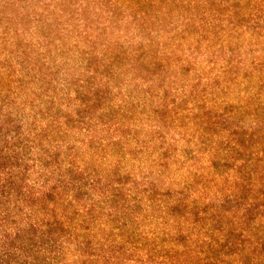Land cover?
I'll use <instances>...</instances> for the list:
<instances>
[{
	"label": "trees",
	"instance_id": "obj_1",
	"mask_svg": "<svg viewBox=\"0 0 264 264\" xmlns=\"http://www.w3.org/2000/svg\"><path fill=\"white\" fill-rule=\"evenodd\" d=\"M0 264H264V0H0Z\"/></svg>",
	"mask_w": 264,
	"mask_h": 264
}]
</instances>
